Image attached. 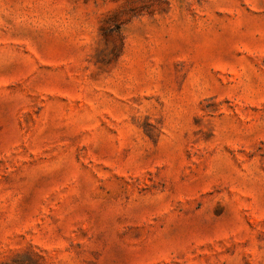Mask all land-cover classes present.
<instances>
[{
	"label": "rangeland",
	"instance_id": "obj_1",
	"mask_svg": "<svg viewBox=\"0 0 264 264\" xmlns=\"http://www.w3.org/2000/svg\"><path fill=\"white\" fill-rule=\"evenodd\" d=\"M0 264H264V0H0Z\"/></svg>",
	"mask_w": 264,
	"mask_h": 264
}]
</instances>
